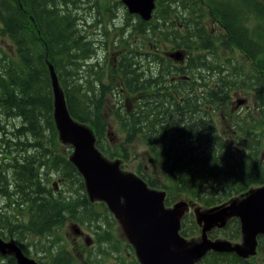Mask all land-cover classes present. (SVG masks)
<instances>
[{
    "label": "rangeland",
    "instance_id": "obj_1",
    "mask_svg": "<svg viewBox=\"0 0 264 264\" xmlns=\"http://www.w3.org/2000/svg\"><path fill=\"white\" fill-rule=\"evenodd\" d=\"M193 1L199 0H161L156 13L155 24L144 25L145 22L138 19V14L134 16L129 13L128 8L122 0H69L65 6L66 14L70 11L72 16L80 17L83 15V18L82 20L74 19L72 26L63 32L64 36L69 37L76 44H70L62 49H58L62 60L65 62V73L57 70L58 77L60 80L62 78L67 80L68 85L71 84L69 81L71 77L77 78L81 83L73 85L74 88L80 90L81 94L85 96L83 99H86V103L94 105V102L96 106L100 105L98 100L100 95H103L101 99L102 101L105 99V104H112L113 100L115 104H119L120 106L125 105L124 101L127 100V93L124 90L126 88L123 85L124 79L122 77L126 74H129L126 78L130 79L125 80L127 85L145 83L144 81L148 80L152 82L151 86L155 88H160L162 83L167 84V81H171V77L173 79L180 78V81L176 85L183 89V95L185 94L188 98L198 102L202 110H204V112H201L196 107L187 105L184 102V108L191 110L192 120L201 125L202 134L218 133L222 139L228 140L230 146L227 149L231 151L230 155H233L232 158H235V150L238 151L236 155L242 153L239 148L240 143L236 141L242 138L244 142H248V135L245 134L247 132L244 126H236L234 121L218 112V109L222 107L217 104V99L220 100L217 93L221 92L224 95V98L220 101L225 106L234 107L241 104L239 103L240 100H243L244 107H248L247 104L258 107V105L263 103L264 89L255 92V95L262 98L261 101L256 103L254 90L249 93L238 87L244 75L257 72L262 73L264 71V7L260 10V0H227L226 3L223 0H219L216 4L215 2L209 3L208 7L196 5ZM21 3L24 7H30V5H37L38 0H21ZM224 3L226 6L235 7L225 9L223 7ZM6 5L14 8L9 0L6 1ZM56 5L62 6L58 0L56 1ZM166 9H168V12ZM201 9H203V12H201ZM20 15L19 28L23 27L29 30V15ZM61 16L63 14H60ZM85 16H89L91 21L96 23V26L86 27L84 23ZM218 17H220L221 22L218 20ZM165 19L175 21L179 28V35H176V37L171 36V42L164 43L162 47L160 44L148 42L146 35L153 31L151 28L162 25ZM22 20L24 21V25H20ZM65 23H71L67 17ZM1 26L0 21V31ZM113 28H120L121 32L125 35L121 40L123 46L119 50L116 48L113 50L108 49V46L107 48L104 47L106 41L116 44L114 39L105 37L107 31H109L108 37H112ZM95 30H100L104 33L100 35L95 33ZM200 32H206L207 34L200 36ZM11 36L12 32H8L4 39L0 38V48L13 53L14 48L12 45L14 40H12ZM22 36L23 30L17 33V37ZM77 36L83 37L88 46L97 52L98 57L100 56V61L106 63V73L111 77V83L108 80L104 81L102 73L100 74L101 82L96 78V74L99 71L98 64H87L81 59L83 47L77 40ZM99 39L102 40V45L99 43ZM174 43L177 44L178 50L184 51L186 55L182 59L171 58L165 63L167 65L163 68V60L159 57L164 56L167 58V54L164 52H174ZM134 45L147 46L149 49L155 51L156 59L152 58L151 60L158 63H151L147 59V56H145L152 54V52L146 49L145 55H142V52H138ZM190 48L196 52L192 55H197L198 58L188 63L189 59H191L189 55L187 56L190 53ZM85 50H87V45ZM125 53L127 54L124 57L126 56L128 60L124 63V71L118 73L121 55ZM216 56L223 58L219 63L230 61L229 64L226 66L219 65L215 60ZM63 61H58V66L62 65ZM258 62L261 63L259 64ZM244 64L246 67H240ZM115 67H117V71L114 70ZM190 67H195V72L188 70ZM133 69L136 70L137 74H141V77L137 78L135 75H132ZM197 70L203 72L205 76L204 82H200ZM113 90L116 92L111 93L110 91ZM143 90L145 91V89ZM38 91L41 93L40 87ZM10 92L12 91L9 90L8 93ZM33 92L30 91L34 95L35 93ZM163 92L168 93V91ZM64 99H66L65 88L62 90L59 98L56 96L55 100L53 98V105L56 104L57 106V102L63 103ZM37 102L38 100L32 96L29 104ZM25 111L27 109L23 110V112ZM34 112L40 118L37 124H43L46 128V117L40 111V106ZM248 112H251V110L249 109ZM256 113L257 115H252L251 113V116L247 115L243 118L247 123L251 121L257 124L264 123V113L261 109L259 108ZM206 115L211 117L204 119ZM120 116L123 117L122 114ZM17 117H22L26 121L24 115H19L18 112ZM117 118V115H112L113 124L111 123V128L114 130L112 129L111 132L113 133L114 131V134L107 141V146L118 156L122 153L123 149L117 136L123 139L122 133L124 131L115 122ZM19 124V119L11 120L6 116L4 112V92L0 89V132L7 131L8 129L12 130ZM93 124H98V120H95ZM185 126H187V123H185ZM212 126H217L215 131H212ZM181 128L185 127L182 125L175 127L174 125V129L169 130L173 131L170 139L184 141L189 146L186 150L177 149V151L181 152V155L178 157L179 162L184 158L189 159L191 154L190 148L193 147L196 150L197 155L193 163L190 164L188 171L191 174V178L200 183L203 192L199 195L189 181L186 184H182V187L200 205L198 206V210L203 214L211 216L215 213L214 211H220L223 206L225 211L235 208L237 201L245 195L246 190L238 191L229 197L222 191L218 192L215 182H221L222 186L226 187V189H228L227 186H231L234 189L236 187L235 184L238 182L237 173H241L244 168L252 171L255 159L250 153H244L245 160L230 162L218 149L211 148V145L206 144V141L201 142L192 139L193 136L191 134L195 132V127L193 130L188 131V133L178 130ZM45 133H48V130L45 129ZM252 134L256 135L255 132ZM60 138L58 137V148L65 153H72L71 146L62 138L60 140ZM166 138L169 140L167 136ZM217 140L221 141V138ZM166 144H169V141H166ZM261 144L264 145V139L261 140ZM150 149V145L143 140L132 146L128 151L126 156L128 160L123 164V168L126 171L137 172L138 163H143V167L146 169L151 168L152 165L148 163L150 162ZM14 152L17 158L25 159L29 155L25 150L17 149ZM36 154H41V152L37 150ZM123 160H125L124 157ZM1 161L3 164L0 165V170L3 173L0 174L2 180L0 181V188H7L8 193L0 190V230L3 237L9 236L14 231L19 230L29 232L30 242L25 249L28 256L38 261L44 260L45 264H66L68 260L72 261L73 264H143L137 252L140 250L138 239L130 230L128 221L126 222L125 220L121 204L118 203L112 206L102 204L96 206L95 211L98 214L96 220L80 227L84 230V233L87 232L97 242L100 240L99 232L104 233L102 235L103 238L109 237L106 243L101 246V249H98L97 245L93 246V244H89L84 235H74L72 233L69 225L80 223L75 221L68 213H64L65 220L62 221L63 224L54 225L50 231H40L39 229L42 227L40 224H37L35 227L32 226L31 212L35 206L30 199L36 196L60 198L71 193L80 195L79 197H85L89 202L94 203L95 199L88 195L89 192L84 180L79 181L74 176H63L61 171L48 169L45 165L39 167L41 187L46 189L45 193L35 194L37 187L30 185L26 186L25 191H21L24 188L19 186V176L17 170L13 168L16 162L8 159L4 164V159H1ZM198 169H201L202 173H198ZM116 174L117 177H120L121 170L117 171ZM167 178L168 174L163 171H160L155 176V180L158 183L166 181ZM176 181L179 183L178 179ZM54 182H57V190L54 187ZM170 193L175 195V198L172 199L174 202L168 205L169 207L173 206L176 201H180L181 199L179 198L187 197L180 193H172L171 191ZM208 194L219 197L221 200L229 198L227 201L217 202L214 207L208 208L207 204L204 203ZM25 199L29 202L22 205L21 202ZM80 202L77 200H67L66 204L78 206ZM193 215V213H189L184 218L183 226L187 232L194 231L195 234H198L200 229ZM103 225H107V228H104ZM87 228L90 232L86 230ZM233 231L237 232L239 230L234 226ZM215 237L227 241V237L222 234H218ZM246 242L248 243L246 240L245 243L240 242V244L246 245ZM174 247L181 251L188 247V245L184 247L174 245ZM221 251L223 253L222 261H215L214 264H243L232 253H229L228 250ZM261 253L262 255L257 256L256 253L255 257H249L245 261L251 260L255 264H264L260 261L261 258H264V253ZM205 258L204 264H213L210 253ZM47 259L55 263H49ZM0 261L9 264L7 256L4 254H0Z\"/></svg>",
    "mask_w": 264,
    "mask_h": 264
},
{
    "label": "trees",
    "instance_id": "obj_2",
    "mask_svg": "<svg viewBox=\"0 0 264 264\" xmlns=\"http://www.w3.org/2000/svg\"><path fill=\"white\" fill-rule=\"evenodd\" d=\"M6 1L7 0L0 1V14L6 15L5 18H2L0 20L2 24L1 31H14V33H16L19 28L18 22L21 19V15L13 7H8L6 5ZM33 10L36 13L38 12V9ZM44 16L45 17L42 22V29L44 33H42V36L32 34L14 38L12 45L14 48L13 53L8 52L7 50L0 49V89L4 92V112L6 116H8V119L20 120V124L15 126L12 130L8 129L7 131L0 132V147H4V158L0 155V165L3 164L1 159H4V164L8 159L14 160L16 163L13 168L17 170V174L19 176L18 179L20 180L19 186L24 188L23 191H25L27 185L37 187V189L35 190V194H44L46 191L45 188L41 187V183L38 177V168L41 166V164L47 166L48 169L61 171L63 176H74L79 181H83V179L79 177V174L77 173V170L73 163L69 161L67 153L60 150L57 146L58 135L52 115L53 93L48 67L46 64V57H48L56 65L58 71L65 73V62L62 60L58 49H62L70 44L76 43L69 37L67 38L66 36H64L63 32L72 26L74 19L82 20L83 15L80 17H69L68 19L71 23H65L64 17H60V19H58L59 23H57L56 19L58 17L52 11H44ZM155 19L156 18L152 19L149 22H145L146 24L144 23V25H149L150 23L155 24ZM169 27L170 21L168 19L164 20V23L162 25L151 28L153 31L146 35L147 40L151 39L152 44H158V42L162 44L163 39L170 40V37L178 34V31L174 32L169 29ZM77 40L83 47L81 58H90L91 56L96 55V51L92 50L88 46V43L83 40V37L77 36ZM86 45L87 50H85ZM189 57H191V59H189L188 63L193 62L198 58V56H192L191 54H189ZM152 58L154 60L156 59L155 51L152 52ZM159 58L163 60L162 67L164 68L167 65L165 64L166 60L163 57ZM91 60H96L95 62H98V58L95 57H93ZM215 60L219 63L221 60H223V58L221 56H216ZM58 61H63L64 63L58 66ZM153 62L156 64L158 63L156 61ZM223 64H225V62H223ZM188 70L195 72V67H190ZM198 73L199 71L197 70V74ZM246 76L245 82H252L258 85L260 83H263V87H259V90L264 89V71H262V73L257 72ZM136 77H141V74L136 73ZM96 78L101 82L99 73L96 74ZM61 81L66 91L68 108L71 111L72 115H74L76 118H80L82 115L93 111L101 115L102 109L105 110L107 108L105 99L103 101L101 99L103 95H100L98 97L100 105H93L90 110V105L86 104V102L83 101V98H85V96L81 94L80 90L74 88L73 86L81 83L77 78L71 77L69 80L71 83L70 85L67 84V80H64V78H62ZM151 83L152 82L135 83L134 89L136 91V99L135 103L133 104V110L131 114H126L123 117L119 115L116 119L119 126L125 133L126 140L133 138V135L135 133H138L136 138H141V132L152 134V132L155 133V131L157 130V133H159L161 130L160 125L162 124H166L164 126V129L169 128L173 125H177V127H179L180 122L184 121V119H192L191 110L184 108V102H186L187 105L189 104L193 107H196L201 112H204L198 102L188 98V96H186L185 94L183 95L182 92H173L169 88L172 85L171 83H162L160 85V88L163 91H168V93H164L159 87L155 88L154 86H151ZM39 87L41 88V93H39L38 91ZM126 88L128 89V91L133 90L129 85H126ZM143 89H145V91ZM9 90L12 92L8 93ZM30 91H34L33 93L35 94H31ZM217 95H219L220 100L224 98V95H222L221 92L217 93ZM32 96H34L38 100L37 103L29 104ZM220 100L217 99V104L222 105ZM260 100H262L261 97ZM263 104L264 100L263 103L259 105V108L264 113V109H262ZM39 106L42 114H45V121L49 123L50 128V132L44 135L39 133L37 123L40 118H38L34 112ZM121 108L124 109L123 106ZM26 109L27 111L23 112V110ZM17 112L19 115H24L26 121L22 117L18 118ZM218 112L221 113V110H218ZM97 117H99L103 121V123L100 124L98 130V141L99 143H101L98 145V147L102 149L108 157H116L117 155L108 148L105 142H103L106 141V122H108V120L98 115ZM83 121L87 120L83 119ZM148 126H151V128L148 129ZM256 126V122H249V129L251 132H253L252 129ZM183 127L185 128H181V131H191L194 129V127L190 125H184ZM216 128L217 126L212 128V131H215ZM198 132H202V129L195 130V133ZM251 132L250 134H248L249 137L251 135ZM33 134H38L37 136L39 138L36 142V146L38 148L35 149L32 154L30 153L31 155L29 154L28 157H25V159L17 158L14 150H25L28 153L29 147L35 143V141L32 142L31 140ZM45 138L47 140H50L45 141ZM213 138L215 139H211V137L206 136L207 141H209L208 145L212 146L211 148L221 149L230 146L228 142L223 144L221 141L217 140L219 139V136H215ZM206 139H204V141ZM143 141L147 142L151 147L149 154L153 159V164L154 158L156 156L155 147L149 141V139H145ZM37 150H39L41 154H36ZM255 165V169L263 168L260 174H254L253 172H248L246 174V170H243L241 172V175H244V177L248 179L250 184L253 182L255 177L261 176L264 173V159L262 160L259 156V158L255 159ZM188 166L189 159L187 158H184L181 162H179L176 158H170L167 160L166 170L167 172H179L182 175V178L189 181L200 195L203 192L202 187L199 182L192 179L186 174ZM1 173H3L2 170H0V174ZM0 181H2L1 178ZM164 183L167 189L172 193H180L187 196L181 198H189L190 200H193L192 196L189 195L190 193L185 190L180 183L172 181L169 177L166 181H164ZM4 192L8 193V189L4 188ZM79 196L80 195L76 194L60 198H54L52 196H36L30 199V201L35 206L31 212L32 226L35 227L37 224H40L42 226L39 229L40 231H50L54 225L63 224L62 221L65 220L64 213L70 214L75 221L79 222L82 225H84L85 222H92L93 220H96L98 215L95 211L97 203L92 204L87 201L85 197ZM209 197L210 195L208 194L204 202H206ZM67 200H77L81 202L78 206H74L66 204ZM28 202L29 201L25 199L21 202V204L25 205ZM173 202L174 201L172 199L168 200V204H171ZM188 233L190 235L195 234L194 231ZM103 234V232H99L100 240L98 243L100 246L106 243L107 238H109H103ZM28 236L30 237L29 232L19 230L14 231L11 235L6 236V238L16 240L25 250L28 245H24V242L26 241ZM210 255L212 256V259L217 262H220L223 259V253L211 252ZM233 255L237 260L240 261V258L236 254ZM10 262V264H13V260H11ZM0 264L7 263L0 261Z\"/></svg>",
    "mask_w": 264,
    "mask_h": 264
},
{
    "label": "water",
    "instance_id": "obj_3",
    "mask_svg": "<svg viewBox=\"0 0 264 264\" xmlns=\"http://www.w3.org/2000/svg\"><path fill=\"white\" fill-rule=\"evenodd\" d=\"M144 8H154L153 0H130V9L147 18V14L142 12ZM183 57L184 52L180 51L176 59ZM53 90L55 96L59 98L62 90L54 72ZM56 109V123L60 136L74 147L71 161L82 176L89 195L96 199V193H98L110 204L119 202V196L122 194L127 198L124 208L127 210L129 228L134 234L141 233L145 240V245L138 244L141 251L140 257L144 263L185 264L188 256L199 255L203 252V249L198 247L196 250L187 251L180 256L172 254L169 250L171 244L178 247L183 244L176 232V218H171L172 223L169 225L164 221L165 216L159 217L158 202L155 204L148 202L146 197L148 192L141 184L136 191L124 190L123 188L126 186L120 183L118 177L114 175L112 164L106 161L101 152L95 148L93 137L88 134L86 127L78 120L73 119L63 103L57 102ZM262 193V191L257 192L254 197L246 200L248 204L238 210L236 209L238 214L245 213L246 219L243 221L242 229L251 237L264 229V197ZM111 195H115L116 199L113 200ZM253 209L255 213L251 212ZM124 217L126 216L124 215ZM254 219L258 220L256 224L253 222ZM251 247H253V243ZM0 252L14 254L19 264H36L33 259L23 254L22 249L7 244L1 239V236ZM246 253L247 251L242 252V254Z\"/></svg>",
    "mask_w": 264,
    "mask_h": 264
},
{
    "label": "bare ground",
    "instance_id": "obj_4",
    "mask_svg": "<svg viewBox=\"0 0 264 264\" xmlns=\"http://www.w3.org/2000/svg\"><path fill=\"white\" fill-rule=\"evenodd\" d=\"M116 1H119V0H116ZM206 1L209 2V3L215 2V4H216V3H218L219 0H206ZM220 1H222V0H220ZM223 1L226 3L227 0H223ZM225 3L223 4V7L225 9L230 8V7H235V6H226ZM124 4L128 8V11H129L130 14H132L134 16H136V14H138L137 12L132 11L130 9V0H124ZM157 11H158V9H156V8H152V9L144 8V9H142V12L147 14V18H144L143 16L138 14L139 15L138 19L140 21L149 22L152 19L156 18ZM168 20L170 21L169 29H171L174 32L178 31V34H176V35H179L178 25L175 23L174 20H172V19H168ZM85 23H86L85 26L89 27V28H90V26H96V23L92 22L89 16H85ZM235 27H237V26H235ZM94 32L97 33V34H100V35H101V33H104L103 31H100V30H95ZM176 35L173 36V37H176ZM98 41H99L100 44L102 43L101 39H99ZM147 41L152 43L151 39H149ZM168 41L171 42V40L163 39L162 44H160V42H158V44H160L161 47H162V45L164 43L168 42ZM134 46H135V49L138 52H142V55H145L146 49L149 50L150 52H153V50L149 49L147 46H143V47L138 46V45H134ZM173 49L175 50L174 52H172V51L167 52V53L164 52L165 54H167L166 55L167 58L164 57V56H162V57L165 58L166 62L169 61L171 58H175L176 59L178 57L180 51L178 50V46H177L176 43H174V48ZM195 53H196L195 50L192 51V49H190V54L191 55L195 54ZM145 56H147V59L151 63H154L153 62L154 60H151L152 59V54L145 55ZM192 56H197V55H192ZM93 57L98 58V62H95L96 60L92 61L91 59ZM81 59L87 64H98L99 71L97 73H99V75L102 73L104 75V81L108 80V82L111 83V77L108 76L107 73H106V63H104V62L102 63L100 61V56L98 57L97 52H96L95 56H91L90 58H88V57L86 58L85 57V58H81ZM245 76L246 75L243 76V80H241L240 86L238 88H240L241 90L247 91L249 93L252 90H254L253 93H254V97H255V102L258 103V101H261V100H260L259 96L255 95V92L259 90V87L260 88L263 87V83H260L258 85V84H254L252 82H250V83L249 82H245ZM246 77H248V76H246ZM171 78H172L171 81H167V83H171L172 84L171 87H169V88L173 92H182L183 89L176 85V83L180 81V78L179 79H173V77H171ZM124 102H125V105H123V108H125L126 105H127L126 101H124ZM239 103H243V100H240ZM117 105L120 107L119 104H117ZM247 106L251 110L252 115H257L256 112H258V110H259V105H258V107H255V106H252L250 104H247ZM263 109H264V104H263ZM209 117H211V116L206 115V116H204V119L205 118H209ZM212 117H213V115H212ZM115 122L118 123L117 120H115ZM237 124H238V126L239 125L242 126L241 122H237ZM214 127L215 126H212V128H214ZM263 129H264V127H263ZM257 130L258 129L256 127H254L252 129V131H253L252 133H254V132L257 133ZM113 134H114V131L112 133L111 130L107 127L106 141H103V142L109 141V139H111V137H113ZM115 134H116V132H115ZM122 134H123V140H126L125 139V137H126L125 133L123 132ZM93 142H94V146L95 147L98 146L99 144H101L98 141V137ZM221 142L223 144L227 143V142L229 143L228 140H225V139H222V138H221ZM263 147H264V145H263ZM149 158H150V162H148V163L152 164V160L153 159H152V157H149ZM118 180L120 181V183H122L124 186H126L123 189L127 190L129 192L136 191L139 188V185L141 184V181H140V179L137 176H135L131 172H126V171H121V176L118 177ZM111 197H112L113 200L116 199L115 195H111ZM125 198H126L125 195L122 194V195L119 196L118 201H120L122 199H125ZM179 199H181V200L180 201L179 200L176 201L173 204V206H171V207L168 206V205H170V204H168V200H166V201L159 200V205H160L161 208L166 209L168 212L181 217L183 219V222H184V218L189 213L196 214L198 216V219H195V222H196L198 228L200 229V232L198 234L190 235L192 240L195 241L199 246H201L203 248H206L209 253H211V252L222 253V251L219 249V247L215 243L209 242L206 239V235H208V234L212 235L213 234V219H212V217L209 216L208 214H203V213L199 212L198 210L194 209L193 205H192L193 204V200L184 199V198H179ZM115 203H118V202H115ZM219 216H220V221L222 222V224L228 228L229 227V224H228V221H227L228 220V213L225 210H220L219 211ZM159 217H162V215H159ZM86 230L90 232V230L88 228ZM71 231H72V233L74 235L75 234L77 235L79 233V231H80V227L79 226H74ZM135 235H136V237L138 239V244L139 245H143V244L145 245V240H144L143 235L141 233H138V234H135ZM84 236H85L86 240L89 243L93 244V246L97 245L98 249H100L101 246L99 245V243L95 239L92 238V236L88 235L87 232L84 233ZM5 242L7 244L13 246V247H16V248L24 250L23 247L14 239H7L5 237ZM29 242H30V237L28 236L26 241L24 242V245H28ZM169 250L172 252V254H181L182 251H183V250H181V251L177 250L174 246H170ZM228 251H229V253L236 254L239 258H241L243 249L238 247V246H236V245L230 244L229 247H228Z\"/></svg>",
    "mask_w": 264,
    "mask_h": 264
},
{
    "label": "flooded vegetation",
    "instance_id": "obj_5",
    "mask_svg": "<svg viewBox=\"0 0 264 264\" xmlns=\"http://www.w3.org/2000/svg\"><path fill=\"white\" fill-rule=\"evenodd\" d=\"M48 5H54L56 4L57 0H46ZM60 3H64V0H58ZM201 3H204L205 0H199ZM261 9L264 7V0L260 1ZM56 22L59 23L58 18L56 19Z\"/></svg>",
    "mask_w": 264,
    "mask_h": 264
},
{
    "label": "clouds",
    "instance_id": "obj_6",
    "mask_svg": "<svg viewBox=\"0 0 264 264\" xmlns=\"http://www.w3.org/2000/svg\"><path fill=\"white\" fill-rule=\"evenodd\" d=\"M187 175H188V171H187Z\"/></svg>",
    "mask_w": 264,
    "mask_h": 264
}]
</instances>
